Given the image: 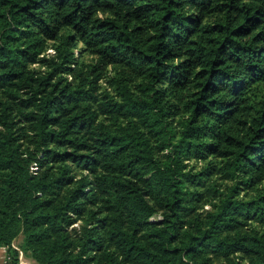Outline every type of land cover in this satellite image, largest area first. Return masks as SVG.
<instances>
[{"label":"trees","instance_id":"16d2710c","mask_svg":"<svg viewBox=\"0 0 264 264\" xmlns=\"http://www.w3.org/2000/svg\"><path fill=\"white\" fill-rule=\"evenodd\" d=\"M0 247L264 264V0H0Z\"/></svg>","mask_w":264,"mask_h":264},{"label":"built area","instance_id":"2783aa9c","mask_svg":"<svg viewBox=\"0 0 264 264\" xmlns=\"http://www.w3.org/2000/svg\"><path fill=\"white\" fill-rule=\"evenodd\" d=\"M50 50H52V49H50ZM31 168H32V170H33L34 172H37V170H38V168H39L37 162H34V163L32 164V166H31ZM14 245H15V243H14ZM15 246H16V245H15ZM10 258H11V257H10L9 255H6V259H5L4 264H10ZM20 263H21V264H40V263H38V262H36V261H34V260H31V259L26 258V257L24 256V254H23L22 251H21V253H20Z\"/></svg>","mask_w":264,"mask_h":264},{"label":"crops","instance_id":"0c3cea01","mask_svg":"<svg viewBox=\"0 0 264 264\" xmlns=\"http://www.w3.org/2000/svg\"><path fill=\"white\" fill-rule=\"evenodd\" d=\"M6 250H7L6 247H0V264H4V262H5L6 255H7V251Z\"/></svg>","mask_w":264,"mask_h":264}]
</instances>
